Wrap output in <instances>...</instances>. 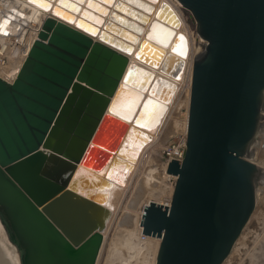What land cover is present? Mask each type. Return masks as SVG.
Masks as SVG:
<instances>
[{"label":"water","instance_id":"obj_1","mask_svg":"<svg viewBox=\"0 0 264 264\" xmlns=\"http://www.w3.org/2000/svg\"><path fill=\"white\" fill-rule=\"evenodd\" d=\"M178 1L206 42L192 59L184 156L166 166L170 205L150 200L139 223L160 238L154 264H221L256 203L248 151L264 103V0ZM87 2L71 12L56 0L13 78L0 76V209L22 264H95L121 179L111 170L131 168L151 140L137 122L147 96L126 120L109 112L134 66L101 41L103 27L79 28Z\"/></svg>","mask_w":264,"mask_h":264},{"label":"bare ground","instance_id":"obj_2","mask_svg":"<svg viewBox=\"0 0 264 264\" xmlns=\"http://www.w3.org/2000/svg\"><path fill=\"white\" fill-rule=\"evenodd\" d=\"M75 1L76 0H65V2L73 6ZM138 1L143 4V7L135 5L133 2H128V0H111V2H107V0H91V6L81 4L79 10H76V12H74L76 13L75 15H79L89 22L87 23L86 21H84V23L82 22L81 24H79V28L81 30L93 33V25L98 26V28L103 27L105 31L110 33L109 36H113V40H117L127 46L126 49L125 47L115 43L116 41H113L112 39H110L111 37L107 35H103L102 38H100L102 42H105L108 45L119 50L120 52L126 54L129 58L128 66H134L133 70H137V72L141 73L142 76L145 77V83L143 85L134 84L136 87H133L128 84V76L130 74L129 72L128 76L126 77V83H124L125 86L127 85V88H122L118 96L113 99L110 105L109 112L113 113V115L117 116L118 118L126 120L123 114L127 113L128 109L130 108L131 112L129 114V118L131 117L138 103V95L140 94V96L142 95L143 97L147 96V100L143 105L141 115L137 119V122L140 123V127L147 134V136L151 138L149 142H147L145 145H143V147H141L140 150L137 151V157L131 164V168L125 170L123 165L120 164L112 168L113 171L111 170V174L120 176L121 179L119 178L120 182L115 183L113 188L110 189L109 204L112 207V215L107 223L105 230L102 232L103 238L99 247L95 264H97L99 256L101 254V248L104 244L103 242L105 241L104 238L105 236H107L106 232L116 216L115 213L118 208V203L120 202L122 196L126 194V187L128 185V182L130 181L132 176L135 175V172L137 171V168L141 164L143 159H146L145 156H147L148 152H150V150H152V148L154 147V144L158 139V134L162 132L161 130L166 125V122L175 105L179 104V101H181L182 99H186L185 102L188 107L192 59L203 50L206 42L205 39L198 34V37L202 41V48L200 52L198 51L199 53L195 54L194 40L187 29L186 23L184 22L182 12L180 10L181 3L178 0ZM55 2L56 0H39V3H32L30 2V0H0V26H2L0 27V47L6 45L12 39H16L19 42L18 47L20 49H28L31 41L34 40L37 35L43 17L46 16L47 12H49L43 10L47 9L48 7L41 8V6L39 5L47 4L51 6ZM87 3L90 5L89 2ZM162 3L163 5L158 13V16L162 18L161 19L156 16L155 12ZM82 6H85V8L81 11ZM88 7L90 10H92V12L89 11ZM65 9L71 12L74 11V7H66ZM93 10L96 11V14L93 13ZM163 10H165V12H169V17L167 19L162 16ZM101 11H103L105 14L99 17V15L97 14H103L101 13ZM128 11H131L132 13ZM72 15L74 14L72 13ZM98 17L100 18L99 21H101V24H99V22H96L98 21ZM174 17H176V19ZM176 21H179V24H177V26H174L172 23H176ZM104 23L105 26H103ZM155 25H160L166 28L169 31L170 35H173V38L169 44H160L156 39L150 38V36H152ZM137 26L141 27L140 31L136 30ZM111 27L116 32L111 30ZM5 32L7 34H4ZM96 37L97 36H95V38ZM180 37H183V41L180 40ZM146 45L155 48L157 52H159L158 49H161V52H159L161 60H159L158 62H153L145 58L142 52ZM170 59L175 60V63L173 67H171V69H169L168 67V62ZM18 68L19 66L16 70H18ZM158 82H163L164 84H167V86H169L163 98L161 99L155 98L153 96L155 95V93L152 92L153 88ZM125 91H131L133 93L131 97L129 96L130 101H127V103L125 100H123L124 96L122 93ZM150 101L157 102L158 108L154 112V114H152L151 117L146 121L145 118L147 117V115H145L146 113H144V108L145 105ZM116 104L120 106L119 112L121 114H117V112H114L112 110L113 106ZM122 107L127 108L125 111H123L121 110ZM180 107L181 106H179V108ZM263 111L264 103L261 107V113ZM261 120H263L262 126L260 125ZM260 126L262 131L264 126V112L262 113V115L260 114L259 125L249 146L248 158L250 160L252 156L251 154L253 153L254 149V140L258 135ZM134 141L137 140L135 139ZM134 141H129L127 137L124 139V142H126L127 145L134 149H138L139 144H137V142L135 143ZM108 168L109 162L106 163L103 169L107 170ZM162 170L164 171V169ZM156 174L157 173L154 169L149 168L145 172L144 178L142 179L143 181H141L143 187L149 190L148 194L150 196V199L147 202H149L150 200L159 202L161 200V196L164 195L163 193H165V187H159L161 184L157 186L158 188L154 186L155 182L163 183V181H159L160 179H157L158 177ZM138 184L136 183L135 186H138ZM141 209L142 210L135 213L134 217H132L131 219H129L130 217L127 216L126 218L124 217L125 219L123 218V222L125 224H128L127 222L131 223L129 224V227L124 225L126 226L124 227V229H122L121 226V230L123 232L119 237L115 235L118 238V240L116 239L118 242L116 240L115 243L113 242L114 247L112 246L109 252L106 264L155 263V257L160 238L147 234L146 239L144 241H141L139 232L140 230H142V227L139 222L143 213V208ZM242 231L240 235L242 234ZM240 235L237 237L236 241L238 240L239 242L240 239H247V235L246 238H244V236H241L240 238ZM236 241L234 242L227 257L230 255V257L232 258V255L235 253V251H237L236 247L238 243L235 245ZM245 244L243 243L242 245L246 246ZM22 250V245L18 243L14 235L11 233V229L7 226L5 217L0 209V264H22ZM123 250L126 252H124ZM263 250L264 240L260 243L258 250L254 253L253 260H258V257L261 256ZM227 257L225 258V260L227 259ZM230 257L228 259H230Z\"/></svg>","mask_w":264,"mask_h":264},{"label":"rangeland","instance_id":"obj_3","mask_svg":"<svg viewBox=\"0 0 264 264\" xmlns=\"http://www.w3.org/2000/svg\"><path fill=\"white\" fill-rule=\"evenodd\" d=\"M100 1H103V0H100ZM128 2H131V0H128ZM65 3L68 4L67 2H65ZM134 4L138 5V6L143 5L138 0H136V2ZM41 8H43V7H41ZM43 10H46V9H43ZM180 10L182 12V16H183L184 22L186 23L187 29H188L189 33L191 34V36L194 40V51H195V54H197L201 51L202 41L200 40V38L198 37L199 35L195 31V20H194L193 16L191 15V13L188 9L184 8L183 6H180ZM128 12L132 13L131 11H128ZM162 16H164V18L167 19L169 17V12H165V10H163ZM152 35H154L156 37L155 39L157 41H159L160 44H169L173 38V35H170L169 31L160 25L154 26ZM110 39L113 40V38H110ZM113 41H116L115 43H117V44H119V45H121L127 49V46L125 44H123L117 40H113ZM142 53L144 54L143 56L145 58H147L148 60H151L153 62H158L159 60H161L159 52H157V50H155V48H153L151 46L146 45L144 47ZM174 63H175L174 59L169 60V62H168L169 69H171V67H173ZM144 78L145 77H143L141 73L137 72V70H131V72L128 76V84L133 86V87L135 86L134 84L143 85L145 83ZM184 86H185V84H184ZM168 87L169 86H167V84H164L163 82H158L152 90V92L155 93V95H153V96L157 99L163 98ZM122 94L125 98V99L123 98V100H125L126 103H127V101H130L129 96L131 97V95H133V93L131 91H125ZM185 101H186V99H182L181 101H179V104H176L174 109H172L173 111L171 112V114H170V116L166 122V125L161 130L162 132L160 134H158V139L156 140L154 147L152 148V150H150V152H148V155H147L148 157L145 156L146 159L145 158L143 159L141 164L138 166L137 171L135 172V175L132 176V178L128 182V185L126 187L127 188L126 194L124 196H122V198L120 199V202L118 203V208H117L116 213H115L116 216L114 215L115 218L113 219V222L111 223L109 229L106 232L107 236H105V238H104L105 241L103 242L104 244L101 248V254L99 256L97 264H106L107 263V258H108L109 252H110L112 246L114 247L113 244L118 240L117 237H119L123 232L121 230V226H122V229H124V227H126V226L129 227V224L131 222H127L128 224H125L123 222V220L126 218V216L130 217L129 219L134 217V214L137 212H140L142 210L141 208H143V204L146 203L150 199V196L148 194L149 190H147L145 187H143V185L141 183V181H143L142 179L144 178L145 172L149 168L154 169L155 172L157 173L156 174L158 177L157 179L158 180L160 179L159 181H163V183L155 182L154 186L156 188H158L157 186L161 184L159 187H162V188L165 187L164 184L166 183V178H167V175H169V174L167 173V171H163L162 169L160 170L159 160L157 157L158 154H156V152H157L158 148L160 147V145L166 139H168L169 136L172 135L174 138L177 139L178 137H180L183 130L186 129L185 125L187 124V116L186 115H187L188 107H187ZM181 104H183V105H181ZM179 106H181V107L179 108ZM126 108L127 107H122L121 110L125 111ZM157 108H158V104L155 101H150L145 105L144 113H146L145 115H147V117L145 118L146 121H147V119H149L151 117L152 114H154V112L157 110ZM262 113H261V115H262ZM174 120H177V121L179 120V121L177 122ZM262 124H263V120L260 121L261 126H262ZM261 126L259 129L258 135L256 136V138L254 140V149H253V153L251 154L252 155L251 160L257 164L258 169H259L257 172V175H256V203H255L254 209H253L248 221L246 222L245 226L243 227L244 230L242 229L243 231H242V234L240 235V238H241V236H244V238H246V235H247V239L241 240L240 238H238V239H240V241L238 242V240H237L235 243V245L238 243V245L236 247L237 251H235V253L232 255V258L229 255L227 257V259L226 260L224 259L225 261H223L221 264H252L253 262H254L253 264H264V250H263L261 256L258 257V260L257 259H254L256 261L253 260L254 253L258 250L260 243L264 240V234H263L264 233V126H263L262 131H261ZM151 152H152V154H151ZM136 183L137 184L139 183L138 186H135ZM167 190H168V193L170 194L172 187L170 186V188H167ZM163 197L164 196L162 195L161 199ZM120 223H121V225H120ZM124 225H126V226H124ZM115 235H117V237ZM242 242L244 244L246 242V244H245L246 246H243ZM238 249H240V250H238ZM124 252H126V251H124ZM229 257H230V259H228ZM251 261H252V263H251Z\"/></svg>","mask_w":264,"mask_h":264},{"label":"built area","instance_id":"obj_4","mask_svg":"<svg viewBox=\"0 0 264 264\" xmlns=\"http://www.w3.org/2000/svg\"><path fill=\"white\" fill-rule=\"evenodd\" d=\"M32 42L33 40L31 41L29 48ZM18 46H19V42L16 39H12L6 45L0 47V76L7 80H11V78H13V76L17 72L16 70L17 67L21 66L29 51V48L23 50L22 48L20 49ZM185 142H186V129L183 130L182 134L177 139L171 135L160 145V147L156 152V154H158L157 157L159 160L160 170L164 169L165 171V167L167 166V163L169 160H171V158L182 160L185 152ZM175 178H176L175 175L172 174L167 175L166 183H165L166 186L164 191L165 193L163 195L164 197L163 200L161 199L158 203L168 206L170 205L172 193L169 194L167 188H169L170 186L174 187ZM147 204L148 202L143 204V209H144V205ZM139 235L141 241H144L147 237V234L143 233L142 230H140Z\"/></svg>","mask_w":264,"mask_h":264},{"label":"snow or ice","instance_id":"obj_5","mask_svg":"<svg viewBox=\"0 0 264 264\" xmlns=\"http://www.w3.org/2000/svg\"><path fill=\"white\" fill-rule=\"evenodd\" d=\"M30 2H32V3H39V0H30ZM81 2H82V0H81ZM107 2H111V0H107ZM131 2H133V3H135L136 2V0H131ZM89 3H90V0H89ZM60 4H61V6H64V7H74L73 5H70V4H66L65 3V0H60ZM39 6H41V7H49L50 5H47V4H40ZM90 6H91V3H90ZM141 7H143V5H140ZM76 10H79V9H76ZM57 15H60V13L59 12H57L56 13ZM0 27H2V26H0ZM4 34H7L6 32L4 33ZM150 38H152V39H155L156 37L154 36V35H152V36H150ZM180 40L181 41H183V37H180ZM119 105L118 104H116V105H114L113 106V111L114 112H117V114H121L120 112H119ZM147 107V106H146ZM130 112H131V109L129 108L128 109V112L127 113H124L123 115H124V118H129V114H130Z\"/></svg>","mask_w":264,"mask_h":264}]
</instances>
